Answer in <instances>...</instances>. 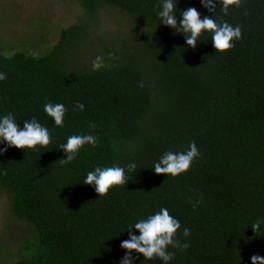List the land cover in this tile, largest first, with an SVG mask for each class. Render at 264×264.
<instances>
[{
  "label": "trees",
  "instance_id": "trees-1",
  "mask_svg": "<svg viewBox=\"0 0 264 264\" xmlns=\"http://www.w3.org/2000/svg\"><path fill=\"white\" fill-rule=\"evenodd\" d=\"M75 3L80 15L41 53H6L0 42L7 75L0 114L14 113L20 127L35 116L52 136L47 147L0 155L2 264H117L127 224L161 206L191 229L190 247L174 249L170 264H250L252 255L264 256V231L250 226L264 216V0H241L227 16L217 8L242 31L224 52L207 34L187 47L182 34L159 24V0ZM189 7L211 15L199 0L177 4ZM97 55L104 67L93 71ZM47 101L68 109L63 127L44 113ZM75 101L85 104L83 112L73 110ZM89 131L98 144L61 165L59 145ZM192 141L201 155L187 172L171 177L151 169L164 151L186 150ZM132 159L138 169L125 186L99 197L82 184L94 166ZM198 199L193 210L189 200ZM177 239L185 242L180 230ZM133 255L134 264H161Z\"/></svg>",
  "mask_w": 264,
  "mask_h": 264
},
{
  "label": "clouds",
  "instance_id": "clouds-1",
  "mask_svg": "<svg viewBox=\"0 0 264 264\" xmlns=\"http://www.w3.org/2000/svg\"><path fill=\"white\" fill-rule=\"evenodd\" d=\"M178 2L179 0H159L155 15L159 24L169 26L175 33L182 34L187 47L194 49L200 41H203L201 37L204 34L210 37L212 48L218 52L233 48L235 43L241 39V26L233 25L217 15V8H219L220 14L227 16L231 7L240 6L241 0H199L201 7L211 13L203 18L195 7L179 10ZM177 16H179V20ZM103 67L104 58L97 55L91 62V68L93 71H97ZM6 79V73L0 71V81ZM73 110L83 112L85 104L75 101ZM43 111L47 117L52 119L54 126H64L68 109L63 103L47 101L43 105ZM89 127L94 129L96 125L89 122ZM51 141L52 136L49 128L35 116L24 119L22 127H20L14 113L0 114V145H2L0 146V155H3L10 147L23 150L35 149L37 146L47 147ZM98 142V136L91 131L67 136L65 141L59 145V149L65 155V158L60 159L61 165L71 164L85 145L95 147ZM200 155L199 148L195 141H192L186 150L164 151L153 161L151 169L156 174L176 177L187 172L193 161ZM137 169L138 164L135 159L129 160L123 165L118 163L111 166L96 165L85 173L82 184L91 186L101 197L107 194L113 186H125ZM129 173L132 174L131 177ZM202 202L199 199L189 200L193 210ZM250 226L254 232L264 231V216L256 217ZM178 230L185 238L183 243L177 239ZM124 231H127L128 238L120 242L119 247L125 251L117 264H134L136 257L133 253L142 254L144 260L157 259L161 264H170L175 255L174 249L183 251L190 247L187 238L190 236L191 229L188 227L181 229V221L171 215L169 209L163 206L158 211L139 216L127 224V229ZM250 264H264V256L252 255Z\"/></svg>",
  "mask_w": 264,
  "mask_h": 264
},
{
  "label": "rangeland",
  "instance_id": "rangeland-1",
  "mask_svg": "<svg viewBox=\"0 0 264 264\" xmlns=\"http://www.w3.org/2000/svg\"><path fill=\"white\" fill-rule=\"evenodd\" d=\"M75 0H0V42L2 50L11 53L27 49L41 53L57 36L58 29L70 24L80 15ZM104 17L111 16L109 11ZM113 24L105 21L106 29ZM4 215L0 209V232ZM0 264L1 252H0Z\"/></svg>",
  "mask_w": 264,
  "mask_h": 264
}]
</instances>
